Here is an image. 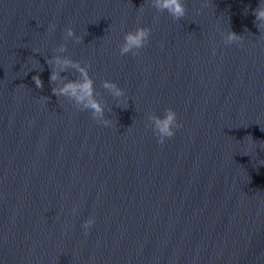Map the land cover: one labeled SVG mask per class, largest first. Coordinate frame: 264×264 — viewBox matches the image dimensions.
Masks as SVG:
<instances>
[{"label": "water", "instance_id": "water-1", "mask_svg": "<svg viewBox=\"0 0 264 264\" xmlns=\"http://www.w3.org/2000/svg\"><path fill=\"white\" fill-rule=\"evenodd\" d=\"M153 3L0 0L2 264H264L261 0H183L179 20ZM57 55L87 67L99 118L53 93L83 80ZM168 109L160 144L148 116Z\"/></svg>", "mask_w": 264, "mask_h": 264}, {"label": "clouds", "instance_id": "clouds-1", "mask_svg": "<svg viewBox=\"0 0 264 264\" xmlns=\"http://www.w3.org/2000/svg\"><path fill=\"white\" fill-rule=\"evenodd\" d=\"M153 6L159 10H167L171 16L177 20L184 17L186 13L183 0H154ZM253 14L258 22L257 26L259 30L264 29V0H261L260 6L254 10ZM149 36L150 29L144 27L137 28L135 32L127 33L124 36V43L120 46V54L123 56L131 52L132 55L135 56L137 54V50L143 48L148 43ZM69 38H75L77 40L80 39L79 37H76L75 32L71 28L66 31L65 39ZM240 38V36L229 32L224 39L226 43L232 44L237 42ZM58 51L62 53L65 51V48L60 47ZM49 63L58 67L60 71L65 70L67 67H74L78 69L83 77L82 82L70 81L62 87L54 88L53 93L56 96L74 98L78 104L83 103L84 107L92 109L94 117L99 118L102 110L95 100L94 82L91 77L88 76L87 67H82L79 63H74L69 58L61 57L59 55L50 59ZM59 78L58 71H54L50 77L53 82L57 81ZM33 79L37 87L43 86L38 77H33ZM104 87L114 92L117 96L122 95V91L112 82L105 81ZM165 117L166 118L161 121L155 115L148 116V121L153 127V131L157 135L158 142L160 144H163L166 139L172 138L175 135V130L180 127L177 123V114L173 110H166ZM161 133H163V135H161ZM260 164L264 165V161H260ZM94 223V219L91 218L83 223L82 227L85 230V234H87ZM0 264H2V261H0Z\"/></svg>", "mask_w": 264, "mask_h": 264}]
</instances>
